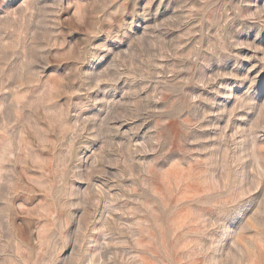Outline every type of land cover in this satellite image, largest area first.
<instances>
[{
    "label": "clouds",
    "instance_id": "9594fccd",
    "mask_svg": "<svg viewBox=\"0 0 264 264\" xmlns=\"http://www.w3.org/2000/svg\"><path fill=\"white\" fill-rule=\"evenodd\" d=\"M128 2L129 0H120L119 3L118 0H87L81 3L80 0H70L65 5L64 0H54L52 4L43 3L42 0H23V8L4 17L13 38L0 51V91H8L7 85L10 82L21 79L31 85L25 91H35L36 101L26 105L29 110L27 122H45L55 143L51 149V164L36 181L40 186L38 189L31 188L19 178L23 175L22 172L15 178L16 187L12 188L7 181L3 182V188L0 189V264H58L57 253L66 247L74 249L69 264H121V261L123 264H144L141 256L128 255L124 251L134 252L140 247L144 248L143 254L149 256L152 264H174L169 253L160 245H155L154 240L152 243L155 250L140 243L143 237L150 234L149 220L152 221L153 228L170 227L177 212L175 205L170 206V199H164L168 195L163 179L164 164L171 159L168 153L174 149L180 152V163L186 166L189 158L194 160V152L211 151L190 147L200 143L191 137L192 129L198 128L209 113L204 112L195 120L188 117L201 111L203 105L217 107L215 96L227 91L224 85L217 84L223 73L206 75V69L211 63L223 62L227 57L239 60L241 57L235 50L245 47L251 48L253 52L264 53V48L245 44L235 38L237 32L246 30V25L242 24L234 33L225 29L229 21L240 20L254 22L264 30V7L249 11L246 7L247 0H193L200 7L188 10V0H184L173 22L166 24L179 29L189 20L196 19L198 23L193 28L198 31L165 39L164 32L156 31L165 27L161 24L152 26L143 35H137L134 31L137 27L135 18L131 21L124 19ZM160 3L163 4L164 0H160ZM217 4L224 6V15H227V6L231 5L232 14L227 15V19H223V16L220 19H209L208 13ZM113 5L118 6L113 9ZM66 7H75V12L69 19L62 21L59 14ZM184 11H187V16L180 14ZM26 20L32 28L26 25ZM52 29L56 31L51 32L47 42L38 46L42 33ZM74 32L84 35L69 41L67 37ZM188 35H199L200 40L191 50L181 52L185 47V43L181 41H186ZM53 36L59 37L60 43H52ZM98 37L103 39L98 40ZM205 37L208 38L206 46ZM2 40L3 37L0 36V41ZM125 47L126 51H114ZM52 48L57 49L55 54L46 51ZM14 55L21 59L13 70L9 68V64ZM109 56L112 57L111 62L98 73L96 66L102 65ZM259 59L264 64V56ZM161 60L168 63L161 66ZM65 62L69 63L63 69V76L44 75L49 65ZM261 70L264 71V68ZM125 77L128 79L125 80ZM122 80L125 82L121 88L129 90L124 91L117 99L116 94L121 89L116 88V85ZM101 85L107 87L102 88ZM211 85L215 87H210ZM197 88L207 89L210 93H215V96L210 99L203 94L193 95ZM93 93L96 95L93 96ZM101 93L105 98H98ZM61 96L68 97L63 105L55 102ZM73 97L79 99L73 101ZM154 104L160 106L156 107ZM98 105L101 115L82 117L83 112ZM250 105V100L242 103L238 99L230 116L243 119L236 114ZM70 114L77 122L69 121ZM0 116L5 120L0 126V136L7 138L8 129L17 123V117L6 105H0ZM181 116L184 118L181 119ZM137 120L144 123L153 121V126L139 142L133 137L143 124L134 126L129 131H120L123 124ZM117 121L122 123L118 125ZM173 124L175 131L171 127ZM88 125L91 127H87ZM246 131L241 130L242 139ZM118 136L125 137L126 141L117 142ZM87 140L99 141L101 147L95 154V163L83 168L79 165L84 158L78 153L82 148L89 147L85 143ZM239 143V140L233 138L227 144L228 150L231 152ZM148 154L152 156L151 161L137 159L138 156ZM253 155H260L264 160V147L256 145L254 149L243 153L240 160L250 159ZM212 159L223 161V149L219 155L209 157V160ZM12 163L13 166L15 163H22L25 167H31L22 158ZM108 167L115 168L116 171L109 172L106 170ZM95 177H102V183H97ZM75 181H82L87 187L80 190L74 184ZM125 181H131V184H125ZM161 186L165 189L163 195ZM114 188L119 190L115 195L112 192ZM253 188L255 189V185ZM240 191L241 186L230 184L226 190L213 196L211 209L216 217L215 228L217 231L225 229L222 235L227 240L234 238L231 230L227 229V221L238 211L233 205L238 203ZM17 194L24 197L25 204L41 195L43 205L51 212L48 238L56 245L51 255L47 248H38L32 243L33 229L29 228L30 221L23 222L26 232H22L15 224L16 217L26 215V209L9 202V195ZM202 195L207 196L208 193L204 192ZM121 201L125 203L121 204ZM128 201H132L133 209L126 207ZM117 207L123 209L120 216L138 214L141 219L131 225L122 224L119 219H113ZM74 209L81 210L83 215L74 213ZM77 223L80 225L78 232L66 231L69 224ZM200 223L199 219L195 220V224ZM260 224L264 228V214L260 217ZM204 231L206 230L193 228L191 235L201 236ZM93 233H100L104 237V242L97 245L99 250L89 243ZM219 243H223V240ZM216 246L217 241L213 239L212 246L203 254L206 255L207 251H212ZM192 258L186 256L185 261ZM217 264L223 262L217 261Z\"/></svg>",
    "mask_w": 264,
    "mask_h": 264
},
{
    "label": "rangeland",
    "instance_id": "374dc122",
    "mask_svg": "<svg viewBox=\"0 0 264 264\" xmlns=\"http://www.w3.org/2000/svg\"><path fill=\"white\" fill-rule=\"evenodd\" d=\"M43 3L52 4L54 0H42ZM70 0H64L67 5ZM81 3L87 0H80ZM120 0H118V3ZM184 0H164L161 4L160 0H129L126 7L124 19L131 21L135 18L137 27L134 31L137 35L143 33L154 25H165L163 29H157V33L164 32L165 39H174L180 37L189 31L197 32L198 29L193 28V25L198 23V20L191 19L179 29L168 26L166 22H173V18L178 14L177 10L181 9ZM118 5H113L115 9ZM23 0H0V36L3 40L0 41V51L3 50L4 44L11 42L13 33L10 28L6 27V17L9 13H15L18 8H23ZM200 5L188 0L187 9L191 10L198 8ZM246 7L249 11H254L256 7H264V0H247ZM227 15H231V5L227 6ZM75 12V7L65 8L59 14L60 20H67ZM146 13V15H141ZM183 14L187 16V11ZM195 15V14H194ZM224 15V6L217 4L208 13L209 19H227ZM246 25V30L236 33L235 38L239 39L245 44H254L257 48H264V30L260 26L251 21L234 20L229 21L225 25L226 31L234 33L241 25ZM26 25H28L26 20ZM34 30V29H33ZM43 32L39 44L47 42V38L51 32ZM66 31V30H65ZM215 31V29H213ZM84 33L74 32L71 36L67 37L69 41H74L81 38ZM98 40L103 39L98 37ZM200 40L199 35H188L185 47L180 51L185 52L191 50L197 41ZM208 38H204V46L207 44ZM52 43H60L59 37H52ZM123 49H115L117 53ZM55 54L56 48L46 50ZM241 59L237 60L236 57H227L223 62L211 63L210 67L206 69V75L213 76L217 73L224 75L217 84L224 85L227 91L225 94L215 96V93H210L207 89L197 88L193 95L203 94L208 98L215 96L217 107L212 105H203L201 111L189 116V119L195 120L204 112L209 113L207 119L203 120L198 128L192 129L191 137L199 140V144L191 145L194 149H204L211 151H199L193 153V158H189L187 166L180 163V152L173 150L168 153L171 159L167 164H164L165 175L163 177L164 183L167 185L168 195L164 199H170V206L175 205L177 212L172 218L170 227L153 228L152 221L149 220V236H145L141 240V245L148 246L155 250V245H160L172 257L174 264H217V261H222L223 264H264V228L261 227L260 217L264 214V160L260 155H253L250 159L244 158L240 160L243 153L254 149L256 145L264 147V64L261 63L259 57L264 56V53L253 52L251 48H240L235 50ZM21 57L18 55L12 56L9 64L10 69H15ZM112 57L109 56L102 65L96 66V71L99 73L107 67L111 62ZM49 65L45 69L44 75L63 76V69L66 64ZM161 66L167 64L165 60L159 61ZM38 67V66H34ZM58 69V70H57ZM231 73V75H228ZM128 78L125 77V80ZM124 80L116 85V88L121 89L116 94L119 99L124 91L128 88H121ZM139 83V82H137ZM32 87L26 84L23 79L17 82H10L7 85L8 91H0V105L9 106L11 113L17 117V123L8 129V137L0 136V189L3 188V182L7 181L8 185L12 188L16 187L15 178L22 172L23 175L19 178L31 188H39L36 184L43 171L51 164V149L54 145L52 133L48 131L45 122L32 124L28 121L29 110L26 105L35 103L36 94L26 92L25 89ZM102 88L107 85H101ZM210 87H215L211 85ZM19 90H16V89ZM224 89H221L224 92ZM93 96L96 94L93 93ZM99 99L105 98L101 93ZM110 98V97H109ZM73 101L79 97H73ZM242 103L251 101V105L247 109H242L236 116L243 117V119H236L231 117V110L236 107L237 100ZM68 100L67 96H61L59 100L55 101L57 104L63 105ZM199 103V102H198ZM159 107L160 104H154ZM99 105L91 107L82 113L83 118L90 116H98L101 113L98 111ZM216 113H220L217 115ZM184 115H187L185 113ZM184 116H181L183 119ZM69 121L72 123L77 122L75 117L69 115ZM5 123L4 117L0 116V126ZM118 125L122 122L117 121ZM143 124L139 131L134 134L133 139L139 142L143 139L144 135L148 132L149 128L153 126V121L144 123L142 120L133 121L132 123L123 124L120 128L121 132L129 131L134 126ZM87 127H91L88 125ZM175 131V125H171ZM242 129L247 130L241 138L240 132ZM221 139H216V137ZM239 140L240 143L230 152L227 144L229 141ZM117 142L126 141L125 137H116ZM89 147L82 148L78 155L83 156V161L79 167L88 168L95 163V154L99 152L101 144L96 140L85 141ZM223 149V161L212 159L220 154ZM24 159L31 167H25V164L12 162ZM144 161H151L152 156L137 157ZM196 161H208L207 164L198 163ZM163 164V161H161ZM179 165V166H177ZM190 169V170H189ZM109 172H115V168L108 167ZM97 183H102V177H95ZM195 181V182H194ZM125 184H131V181H125ZM74 184L80 189L84 190L87 185L82 181H75ZM230 184L241 186L239 192V201L233 207L238 211L231 215L227 221V229H230L234 238L231 240L224 239L222 233L225 229L217 231L215 228L216 217L212 212L211 205L213 203V196L226 190ZM255 185V189L253 188ZM119 190L113 189V195L117 194ZM161 194H164V187L160 188ZM207 192L208 195L204 196L202 193ZM9 202L11 205H20L26 209V215L16 217L15 224L20 227L22 232H26L23 227L24 221H30L29 228L33 229L32 243L38 248H47L51 255L56 248L53 241L48 238V230L50 224L48 223L51 212L43 205V198L37 195L32 198L28 204L24 203L22 195H9ZM124 204V201L120 202ZM2 206V205H0ZM128 209H133L132 201L126 203ZM123 209L117 207L116 216L113 219H119L122 224H133L136 220L141 219L139 215L120 216ZM74 213L83 215L81 210L74 209ZM11 215V213H10ZM99 217V213L97 214ZM145 219H147L145 217ZM199 219L201 223L195 224V220ZM100 226V225H97ZM80 225L69 224L66 229L67 232L75 233L79 231ZM193 228H199L204 231L201 236L191 235ZM213 239L217 241V246L212 251H207L212 246ZM155 241V245L152 241ZM223 240V243L219 241ZM104 242V237L100 233H93L89 243L99 250L97 245ZM18 242V246H19ZM128 255H139L144 264H152V260L147 254L144 253V248H137L134 252H127ZM200 253V254H197ZM74 255L72 247H66L57 253L59 258L58 264H69ZM193 257L185 261V257ZM103 261V256H101ZM123 264V261H121ZM134 264V262H133Z\"/></svg>",
    "mask_w": 264,
    "mask_h": 264
}]
</instances>
